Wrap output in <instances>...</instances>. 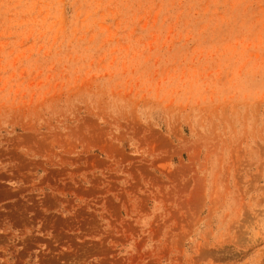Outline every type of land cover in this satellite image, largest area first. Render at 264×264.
Segmentation results:
<instances>
[{
	"label": "rangeland",
	"instance_id": "obj_1",
	"mask_svg": "<svg viewBox=\"0 0 264 264\" xmlns=\"http://www.w3.org/2000/svg\"><path fill=\"white\" fill-rule=\"evenodd\" d=\"M0 264H264V0H0Z\"/></svg>",
	"mask_w": 264,
	"mask_h": 264
}]
</instances>
